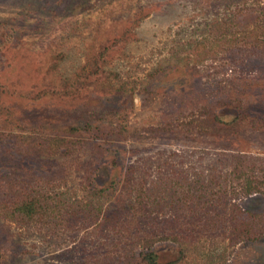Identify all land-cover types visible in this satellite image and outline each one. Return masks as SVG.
<instances>
[{
	"label": "rangeland",
	"instance_id": "obj_1",
	"mask_svg": "<svg viewBox=\"0 0 264 264\" xmlns=\"http://www.w3.org/2000/svg\"><path fill=\"white\" fill-rule=\"evenodd\" d=\"M0 264H264V0H0Z\"/></svg>",
	"mask_w": 264,
	"mask_h": 264
}]
</instances>
